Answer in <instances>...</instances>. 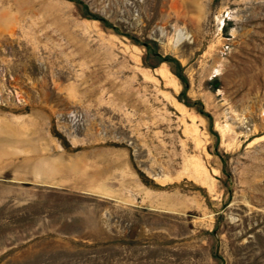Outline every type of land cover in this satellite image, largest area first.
Returning <instances> with one entry per match:
<instances>
[{
  "label": "rangeland",
  "instance_id": "obj_1",
  "mask_svg": "<svg viewBox=\"0 0 264 264\" xmlns=\"http://www.w3.org/2000/svg\"><path fill=\"white\" fill-rule=\"evenodd\" d=\"M0 264H264V0H0Z\"/></svg>",
  "mask_w": 264,
  "mask_h": 264
},
{
  "label": "bare ground",
  "instance_id": "obj_2",
  "mask_svg": "<svg viewBox=\"0 0 264 264\" xmlns=\"http://www.w3.org/2000/svg\"><path fill=\"white\" fill-rule=\"evenodd\" d=\"M180 37V36H179Z\"/></svg>",
  "mask_w": 264,
  "mask_h": 264
}]
</instances>
